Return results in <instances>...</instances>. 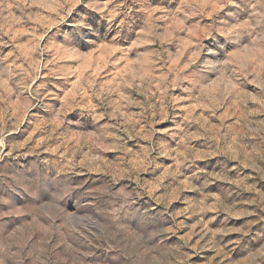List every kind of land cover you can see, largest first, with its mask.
Wrapping results in <instances>:
<instances>
[{
  "label": "rangeland",
  "instance_id": "obj_1",
  "mask_svg": "<svg viewBox=\"0 0 264 264\" xmlns=\"http://www.w3.org/2000/svg\"><path fill=\"white\" fill-rule=\"evenodd\" d=\"M0 264H264V0H0Z\"/></svg>",
  "mask_w": 264,
  "mask_h": 264
}]
</instances>
